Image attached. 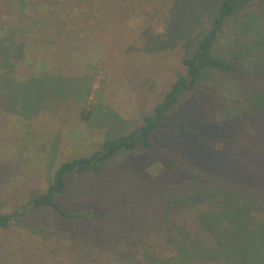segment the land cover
I'll use <instances>...</instances> for the list:
<instances>
[{"label":"rangeland","instance_id":"obj_1","mask_svg":"<svg viewBox=\"0 0 264 264\" xmlns=\"http://www.w3.org/2000/svg\"><path fill=\"white\" fill-rule=\"evenodd\" d=\"M221 1L0 0V213L43 194L51 164L55 171L141 126L186 75L182 60L211 29ZM258 18L245 25L233 17L222 30L220 54L239 72L212 74L166 116L196 136L162 129L152 150L69 176L58 201L86 218L27 210L20 225L0 228V264H264L224 255L195 228L190 236L205 244L180 247L159 227L164 201L193 182L242 185L237 177L246 170L237 165L247 164L234 138L246 130L264 137V115L251 98L264 71V15Z\"/></svg>","mask_w":264,"mask_h":264},{"label":"trees","instance_id":"obj_2","mask_svg":"<svg viewBox=\"0 0 264 264\" xmlns=\"http://www.w3.org/2000/svg\"><path fill=\"white\" fill-rule=\"evenodd\" d=\"M21 3L25 6L23 1ZM261 15H264V0H222L211 29L200 37L193 54L182 60L186 75L176 79L151 113L144 116L142 125L129 134L104 141L99 149L90 154L63 162L55 171L51 164L47 190L28 201L21 211L0 213V228L9 229L20 225V220L30 209L48 208L65 220L86 218L87 214L83 212H67L58 201L68 186L69 176L89 171L101 172L106 163L124 152L152 150L154 136L162 129H171L184 136H196L194 130L184 125L171 126L166 116L188 92L203 89L212 74L239 72V64L220 54L222 30L233 17H241L246 25L248 19L254 23ZM261 66L264 70V60ZM261 75V86L252 93L251 98L263 116L264 71ZM82 115L85 120L89 119L85 111ZM233 146L237 156H242L243 162L247 164L237 165V169L246 170L244 177H237L242 185L234 190L217 185L203 187L193 182L187 187L188 191L184 188L177 196L164 201L159 227L170 242L174 240L173 237L178 238L173 243L177 241L180 247L200 248L205 244L198 234L190 236L192 228H195L198 232L213 236L217 251L230 258L238 261L241 256L244 261L251 255L255 260L256 257L264 260L261 257L264 256V137L249 130L242 131L234 138ZM245 178L249 180L247 184L243 180ZM113 201L119 205L120 202H126L127 198ZM260 213L263 217L257 222L255 219ZM190 218L194 220V225ZM231 232L232 236H229ZM227 238L230 239L225 242Z\"/></svg>","mask_w":264,"mask_h":264}]
</instances>
